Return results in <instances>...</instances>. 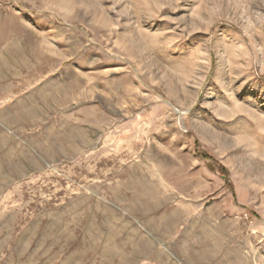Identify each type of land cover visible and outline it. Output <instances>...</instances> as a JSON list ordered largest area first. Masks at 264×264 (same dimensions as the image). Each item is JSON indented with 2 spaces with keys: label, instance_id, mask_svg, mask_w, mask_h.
I'll return each mask as SVG.
<instances>
[{
  "label": "rangeland",
  "instance_id": "374dc122",
  "mask_svg": "<svg viewBox=\"0 0 264 264\" xmlns=\"http://www.w3.org/2000/svg\"><path fill=\"white\" fill-rule=\"evenodd\" d=\"M24 160L0 264H246L264 0H0V177Z\"/></svg>",
  "mask_w": 264,
  "mask_h": 264
},
{
  "label": "crops",
  "instance_id": "0c3cea01",
  "mask_svg": "<svg viewBox=\"0 0 264 264\" xmlns=\"http://www.w3.org/2000/svg\"><path fill=\"white\" fill-rule=\"evenodd\" d=\"M38 163L24 160L20 164L15 165L17 170L14 168L13 164H8L9 167L4 168L2 176L0 179L4 180H24L30 176V174L37 171ZM16 170V172H14ZM230 264V262L228 263Z\"/></svg>",
  "mask_w": 264,
  "mask_h": 264
},
{
  "label": "built area",
  "instance_id": "2783aa9c",
  "mask_svg": "<svg viewBox=\"0 0 264 264\" xmlns=\"http://www.w3.org/2000/svg\"><path fill=\"white\" fill-rule=\"evenodd\" d=\"M244 255L246 264H264V245L259 247L255 252L246 250Z\"/></svg>",
  "mask_w": 264,
  "mask_h": 264
},
{
  "label": "trees",
  "instance_id": "16d2710c",
  "mask_svg": "<svg viewBox=\"0 0 264 264\" xmlns=\"http://www.w3.org/2000/svg\"><path fill=\"white\" fill-rule=\"evenodd\" d=\"M200 157H201L203 160L209 161L210 164H212V163L214 162V160H213L212 158H210V157H207V156H204V155H200ZM211 170H212V169H211ZM217 170H218V172H220V174H221L222 176H224L223 174L225 173V169H224L223 167L217 165Z\"/></svg>",
  "mask_w": 264,
  "mask_h": 264
}]
</instances>
